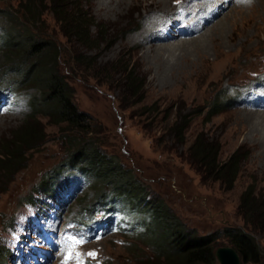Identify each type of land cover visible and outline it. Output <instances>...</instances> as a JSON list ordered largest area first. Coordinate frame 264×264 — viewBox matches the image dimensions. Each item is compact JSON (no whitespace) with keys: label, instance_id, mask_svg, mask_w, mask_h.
<instances>
[{"label":"rangeland","instance_id":"1","mask_svg":"<svg viewBox=\"0 0 264 264\" xmlns=\"http://www.w3.org/2000/svg\"><path fill=\"white\" fill-rule=\"evenodd\" d=\"M201 1L205 0H197ZM195 3L82 0L83 11L95 22L89 30L91 37L97 33L99 37V44L89 48L74 37L66 38L46 7L39 23L32 24L15 2L0 0V142L24 121L30 112L28 100L35 94L27 86H17L16 76L6 72L1 39L13 29L44 36L59 47V69L69 79L74 103L97 130L81 136L83 141L92 140L106 154L116 156L132 170L143 191L164 202L196 236L233 227L248 232L264 249V232L247 231L237 209L249 185L255 182L258 189H264V0H218L197 23L209 19L196 34L190 33L186 19L181 22L184 28L167 26L169 20L178 22L180 6L187 11ZM10 8L13 13L8 18L4 12ZM202 8L205 2L198 9ZM210 10L216 12L211 16ZM96 25L103 29L98 32ZM126 68L143 81L140 93L128 89L122 71ZM255 93L259 95L250 96ZM223 102L219 114L207 115L213 103ZM178 115L190 118L184 143L170 132L171 125L180 120ZM41 125L42 144L28 153L25 166L0 194V264L10 261L2 253L11 246L5 235L13 220L32 200L36 205L47 201L39 191L44 181L58 174L70 177L59 197L62 205L39 219L30 230L32 237L16 245L25 259L13 264H65L67 257V264H86L87 256L90 264H131L133 254L152 255L139 240L141 223L149 214L148 208L141 210V198L135 202L119 199L107 188L110 198L101 202L104 207L94 205L101 193L99 186L66 167L70 147L62 139L63 126H53L46 119H41ZM197 135L218 144L220 162L236 151L246 156L231 189L204 176L192 161L188 149ZM88 208H92V218L112 224L103 221L105 227L93 230L82 221L80 236L75 222ZM219 247H230L221 235L215 249ZM262 253L260 264H264Z\"/></svg>","mask_w":264,"mask_h":264},{"label":"trees","instance_id":"2","mask_svg":"<svg viewBox=\"0 0 264 264\" xmlns=\"http://www.w3.org/2000/svg\"><path fill=\"white\" fill-rule=\"evenodd\" d=\"M6 1L15 2L22 17L32 24L39 23L42 9L46 7L60 23L66 38L74 37L82 46L89 48L99 44L98 33L96 37H91L89 32L95 22L83 11L82 0ZM12 10L10 8L4 14L11 18ZM96 27L98 32L103 29L102 25ZM14 30L8 31L1 39L4 68L7 73L16 76L17 86H27L35 90V94L28 100L30 112L24 121L11 132L8 139L0 142V194L7 190L14 176L25 166L28 153L42 144L44 130L41 119H46L47 123L53 126H63L62 139L70 147L68 159L65 161L67 169L84 175L87 180L99 186L101 193L94 205L110 198L106 193L108 188L112 196L119 199L135 202L141 198V210L149 209V214L141 223L143 233L140 234L139 240L143 249H151L152 255L133 254L131 264H216L215 244L220 235L239 255H244V264L261 263L264 249L260 248L248 232L226 227L220 233L196 236L164 202L149 197L132 170L126 169L116 156L106 154L99 144L92 140L83 141L81 136L95 134L97 130L93 129L90 118L80 112L74 103L69 79L59 69V47L44 36ZM122 71L126 73L128 89L134 94L140 93L143 81L138 79L132 69L126 68ZM225 102L213 103L207 115L212 117L219 114ZM178 116L180 120L171 125L170 132L177 136L179 143H184V131L190 118L185 115ZM188 153L204 176L220 181L227 189L232 188L240 173V164L246 159L245 155L236 151L225 162H220L218 144L209 142L203 135L195 137ZM62 178L63 175L59 174L50 177L44 181L39 192L47 196L58 194L62 183L66 182V179ZM263 191L264 189H258L254 182L240 196L237 209L247 231L264 232ZM134 247L135 245H132L128 250ZM128 250L127 252H131ZM2 255L4 260L7 255L10 257L8 250L3 251Z\"/></svg>","mask_w":264,"mask_h":264},{"label":"bare ground","instance_id":"3","mask_svg":"<svg viewBox=\"0 0 264 264\" xmlns=\"http://www.w3.org/2000/svg\"><path fill=\"white\" fill-rule=\"evenodd\" d=\"M195 1H196L195 4H192L190 7H188L189 10H188V8H187V11L185 9H183V10L185 12H187L185 14V17H186V21L185 22H186V25L190 26V30H191L190 33H195L196 34L197 31L201 30L200 28H197V23L200 22L199 20L203 19V17H206L205 15L208 13V9L210 8V6L213 7V5H216L215 3L218 0H215V1L214 0H209L210 2H207L206 0L203 1V2H205V8H202V9H204L203 11L201 9H198L200 4L203 3V2L201 1V3H199V2H197V0H195ZM206 3H207V5H206ZM217 3H220V2H217ZM178 36L182 37L183 35L179 34ZM263 110H264V108H263Z\"/></svg>","mask_w":264,"mask_h":264},{"label":"water","instance_id":"4","mask_svg":"<svg viewBox=\"0 0 264 264\" xmlns=\"http://www.w3.org/2000/svg\"><path fill=\"white\" fill-rule=\"evenodd\" d=\"M215 258L219 264H244L245 257L231 247H219L215 250ZM201 264V263H198Z\"/></svg>","mask_w":264,"mask_h":264},{"label":"snow or ice","instance_id":"5","mask_svg":"<svg viewBox=\"0 0 264 264\" xmlns=\"http://www.w3.org/2000/svg\"><path fill=\"white\" fill-rule=\"evenodd\" d=\"M242 2H250V0H242ZM77 243H83V241H78ZM89 255H94V254H89ZM68 259H70V257H67L66 259H65V264H67V260Z\"/></svg>","mask_w":264,"mask_h":264}]
</instances>
